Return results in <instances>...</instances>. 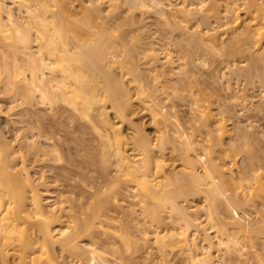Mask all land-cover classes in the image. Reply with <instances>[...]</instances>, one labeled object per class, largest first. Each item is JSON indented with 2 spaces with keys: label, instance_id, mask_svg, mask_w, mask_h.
<instances>
[{
  "label": "bare ground",
  "instance_id": "obj_1",
  "mask_svg": "<svg viewBox=\"0 0 264 264\" xmlns=\"http://www.w3.org/2000/svg\"><path fill=\"white\" fill-rule=\"evenodd\" d=\"M187 1L181 0L172 18V27L183 31L184 39L177 37L186 39V44L177 47L182 62L175 70L171 58H165L149 79L135 68L138 55L133 46L139 33L129 36L133 30L124 27L138 22L136 9L150 7L163 17L161 0H32V5L22 9L14 7L16 0H0V41H4L0 44V70L5 73L0 75V84L8 89L7 95L22 100L21 119L16 123H25L11 125L12 132L22 134L21 143L0 132V264H135L129 256H136L150 241L147 229L142 233L146 236L141 238L143 244L137 241L117 251L108 249L112 259L94 242V235L102 233L110 234L114 243L120 226L110 208H122L124 197L142 208L150 228L155 229L153 239L159 249L179 246L190 264H219L213 249L236 243L237 238L228 233L227 224L217 214L216 200L228 209L254 206L251 195L264 190V176L249 148L252 134L241 131L236 123L233 132L225 125L230 111L224 108L226 97L218 86V65L214 63L236 78L254 72L264 82V2L242 0L239 7L233 0H224V4L201 0L200 6L190 7ZM154 52L151 48L144 55L146 65L159 61ZM168 65L175 78L162 81V93L170 89L168 95L181 97L190 115L193 133L184 146L174 137L182 138L178 128L172 132L166 125L159 127L168 121V114L156 95L157 81L170 75L164 72ZM139 116H148L156 128L155 139L144 132V118L137 123ZM74 139H81L84 149L74 150L69 145ZM191 149L204 156L202 174L194 164L199 156L191 157ZM241 152L245 153L236 160ZM72 155L86 160L80 159L78 164ZM167 156L183 161L181 170L168 169ZM26 161L32 163L31 168L39 161L51 166L48 171L64 181L77 179L74 185H66L74 196L55 200L47 208ZM53 163L63 164L55 167ZM232 167H237L236 176ZM46 171L40 172L41 184ZM242 185L251 191L248 200L245 193L236 192ZM227 189L244 200L233 198ZM200 193L207 202L209 232L197 217L198 207L179 204L183 196ZM164 208L180 231L173 226L162 230L163 234L156 231L168 219L162 217ZM259 209L264 213V203ZM233 217V224L246 237L264 234V221L252 229L251 220L237 214ZM199 231L205 233L197 242ZM84 237L90 238V247L81 244ZM199 243L203 252L190 254Z\"/></svg>",
  "mask_w": 264,
  "mask_h": 264
},
{
  "label": "rangeland",
  "instance_id": "obj_2",
  "mask_svg": "<svg viewBox=\"0 0 264 264\" xmlns=\"http://www.w3.org/2000/svg\"><path fill=\"white\" fill-rule=\"evenodd\" d=\"M162 4H163V12H164V16L162 17L155 9L147 7V8H143V9H136L135 13L138 14L137 16V20L138 22L133 25V26H125L124 29L125 30H129L132 29L133 32L132 33H128V35H132V34H136L139 37V41L137 44L135 41V45L133 46L136 54L138 55L136 60H135V68L138 70L139 73H141L142 75L148 77L149 79L154 78L156 72H153V69L155 67H159V63L164 61L165 58L170 57L172 63V66H174L175 70L177 69V65H179L182 61L179 60V54H177L178 52V48L179 45L182 46V44H186V39H184V36L180 35L181 32L183 33L182 29L179 30L178 27H172L173 24V20H174V15H176V11L179 8V4L181 2V0H161ZM231 1V0H229ZM201 0H188L186 2V4H190V7H198L200 6ZM236 6L241 5L242 0H233L232 1ZM264 2V0H263ZM218 4H224V0H218L217 1ZM19 6L21 9L24 8V6H28V5H32V0H16V4L15 6ZM220 9H223L222 6L220 7ZM128 13V12H127ZM129 14V13H128ZM164 18H166L168 24L165 22ZM173 18V20H172ZM171 20V21H170ZM193 20V18L191 19V21ZM210 25L214 28H216L217 24L212 22V19ZM173 21V22H172ZM175 23V22H174ZM171 24V25H170ZM215 24V26H213ZM174 25V24H173ZM184 26V23L180 24ZM210 26V27H211ZM178 30H176V29ZM173 31H172V30ZM195 29V27L193 28ZM175 30V31H174ZM192 29H190L189 31L191 32ZM172 31V32H170ZM173 33V34H172ZM171 34V35H170ZM178 34L180 35V37L182 36V38H178ZM178 36V37H177ZM182 39V41L180 40ZM172 40V41H171ZM184 41V42H183ZM4 41H0V44L3 43ZM175 42H178V44H176ZM180 43V44H179ZM153 49L155 52L154 54L157 55L158 57V62H155L154 64H152L151 66L146 65V61L144 60V55L150 54L149 50ZM215 65V69L218 71H214L217 75V77L219 78V83L218 86L222 89L221 94H223L224 97H226L225 103H227V107L224 106V108H227L230 112L228 115L229 116V120H225V125L227 127V129H231L230 131L233 132L234 130L232 129L233 124L236 123V126L240 125L239 127H241V131H246L248 133H251L253 137L250 136V151L252 154H254L256 156V161H255V166L260 168V166L262 167L260 170V172H262V175L264 176V82L262 80H258V75L255 76L254 72L253 74H246L244 73L239 74V77L236 78L235 75H231L228 72V69L224 66H220V64H218L217 62L214 63ZM213 64V66H214ZM238 66H242L243 64H237ZM168 65L166 66V68L164 69V72L169 73L170 75H165L163 78H160V80L157 81V89H156V95L158 96V98L161 101V107L167 112L168 115H166V120H170L168 121H162V124L159 125L160 128H163L165 125L167 127V129H169L170 131H175L177 128L178 130H180L181 134H182V138L174 135V137L176 138V140L178 141V143H180L182 146L185 145V141H187V137L193 133L192 129H191V125L189 122V111H188V107L186 106V102L181 98V97H173L170 94L168 95V93L170 92V89L166 91V93H162V85L163 82L162 81H166L169 78H175V74H172V71H170V68ZM177 66V67H176ZM217 67V68H216ZM219 67V68H218ZM214 69V70H215ZM252 73V71H251ZM1 74H5L4 71L3 73L0 70V75ZM249 77L246 78L245 77ZM253 75V77H251ZM243 76V77H241ZM257 77V79L255 77ZM246 79H245V78ZM260 78V76H259ZM254 79V80H253ZM261 79V78H260ZM246 80H248L246 82ZM258 80V81H257ZM253 81V82H252ZM263 83H262V82ZM244 82V83H243ZM260 82V83H259ZM153 82H151L152 84ZM249 83V84H248ZM252 83V84H251ZM168 84V82H167ZM262 84V85H261ZM168 86V85H167ZM227 89V90H225ZM7 88H5L4 84H0V91L3 93L0 95V132H2V134L4 136L7 137L8 140H14L15 143H21V137L22 134L17 135V133L12 132L11 131V125H14L15 127H21L23 125H25V123H16V121L21 119V115L19 114L21 112V103L22 100H15V98L10 97V95H7ZM228 92V93H227ZM6 94V95H5ZM232 96H234L235 98H233ZM232 97V98H231ZM231 98V100H230ZM230 101V102H229ZM230 103V104H229ZM172 106H174V109L172 108ZM214 106H216L214 104ZM232 106V107H231ZM217 108V106H216ZM232 108V109H230ZM232 113V114H230ZM233 113H236L235 115ZM141 119V122L139 121L138 117H137V123H142V118H144L143 123L144 124L143 128H144V132L147 133L149 135L150 138L155 139V135L156 132L154 129H156L152 124L149 123L147 117H143V116H139ZM142 117V118H141ZM235 118V119H234ZM10 119L13 120V123H10ZM147 119V120H146ZM235 120V121H234ZM238 120V121H237ZM233 122V123H232ZM239 124H238V123ZM231 127V128H230ZM239 131V129H238ZM250 131V132H249ZM240 132V131H239ZM254 132V133H252ZM196 136H198L199 132L195 133ZM233 134V133H231ZM255 137V138H254ZM78 139V138H77ZM75 140V141H74ZM72 143H70L69 141V145L72 147L76 145H78L76 148L74 147V150H76L78 148V151L84 147L82 146V144L85 146L84 143L79 142L81 139H79V141H77L76 139H74ZM253 140V141H252ZM255 142V143H253ZM79 143H81V145H79ZM197 146V145H196ZM170 147V146H168ZM199 146H197L196 148L199 150L198 148ZM195 149L194 151L188 150V153L190 154L191 157H194L195 154L198 157V159L195 160V168L196 170L202 174L203 171V161L202 158L204 157L203 155H201L200 152H198V150ZM246 152V151H245ZM245 152H241L236 156V160H239L240 157L245 153ZM81 153V152H80ZM80 153H78L77 155H80ZM200 153V154H199ZM248 153V152H247ZM73 156V157H77L75 160L78 164L80 163V159H85L86 158H82L80 156ZM169 156V154H167ZM174 154V158L176 157ZM167 156V158H168ZM80 157V158H79ZM172 156L170 158H168V160L166 161L167 164V168L171 169L172 167L175 168V170H181V167H183V161H178L173 158ZM178 157V156H177ZM258 157V160H257ZM172 158L174 159V161L172 160ZM177 159V158H176ZM258 161V162H257ZM41 161L38 162V165L35 166L34 168H31L32 163H30L29 161H26V169L27 171L30 173L31 179L34 180L36 183H38L39 188H41L42 191V198H43V202L44 205L47 206V208H49L48 206H51L55 200L58 199H64L65 197H73L74 195H71L67 189L68 184H72L74 185L75 182H77L78 180L73 178V180L71 179L70 181H64L61 177L56 178L55 175L53 174V171H48V167L51 166H43L42 164H40ZM75 162V163H76ZM183 163V164H182ZM51 164V163H50ZM63 163H53L52 165H54L55 167L57 166H61ZM229 167V166H228ZM235 168L237 167H232V174L234 176H236L235 174ZM78 168H76L77 170ZM183 169V168H182ZM46 171L45 175V183L41 184V180L38 178L40 177V172L42 171ZM203 178L209 182L210 179L209 178H205V176H203ZM75 179V180H74ZM229 180V179H228ZM203 183V182H202ZM244 184V182H243ZM243 188L245 185H242ZM239 188L236 190V192L241 196L242 193H245V197L246 200H248L247 198H249L250 196V192L248 191L246 188ZM233 189V188H232ZM242 189V190H241ZM68 190V191H67ZM229 190V189H227ZM240 190V191H239ZM67 191V192H64ZM243 191V192H241ZM230 194L233 198H236L235 195V191H230ZM243 195V194H242ZM123 198V197H122ZM182 198V197H181ZM184 198V196H183ZM182 198V199H183ZM127 197H124V203L121 204L122 208L119 209H115V208H110V213L111 215L113 214L114 217H116V221H117V225L120 226V231L115 233V237L113 238L114 243H111V235L109 234H102V233H96L98 234V236L94 235V242L95 245L99 248L100 252H104L110 259L111 255H109L108 253V249H113L115 251L119 250L120 248H122V246H127L132 244V242H141V244H143L141 241V238L146 237L145 235H142V233L144 232L145 229H147V232L149 234H147V236H149L150 241L147 243V245L145 246V248H142V251L140 250V252H136V256L132 255L129 256L130 259H132L133 262L135 264H190V260H187L189 257L187 255V253L181 251V249L179 248V246H174V247H166L165 249L161 250L158 247V244H156L154 242V230L152 227L150 228L149 226V222L148 220L145 218L142 208L140 206H133V201L130 198H128L129 202H126ZM180 199V198H179ZM179 200V204L182 205L184 204V207L186 208H191L192 207H198L199 210L196 213L197 217H199V219L201 220L202 223H204V227L205 228H209V224L207 222L206 219V209H207V202L204 199V195L203 194H198V195H194L192 197V195H188L185 196L184 199H186V203L185 201ZM238 201H243L244 199H242L241 197L236 198ZM251 199L253 201H255V205L253 206L252 204L248 207V206H244L243 208L239 207H232L231 209L226 208V206L224 205L223 201H220V199L216 200L218 202V207H216V209L218 210V216L224 220V222L227 224V228L229 230V234H232V236L234 235V238H237L236 243H232L230 245H227V247L225 248H220V250L217 249H213L214 252H216L215 254H217L218 257H216L217 261L219 264H264V234L262 233H256L253 234V236H250V238L246 237V235H244V233H240L236 226L233 224L234 223V215L237 214V216H242L241 218H244L246 220H251L250 223L251 225H253L251 228L254 229L253 227H258L261 226V224H263L264 221V213L260 211L259 207L262 203H264V190L259 191L258 193H254L253 195H251ZM220 201V202H219ZM131 202V203H130ZM184 202V203H183ZM216 203V202H215ZM130 204V205H128ZM166 208H164L161 212L162 217L163 218H168V216L170 215V211ZM257 211V212H256ZM87 217L90 215L91 210H88L85 212ZM167 216V217H166ZM89 218V217H88ZM172 220V219H171ZM214 221V220H213ZM149 223V224H148ZM64 225V224H63ZM258 225V226H257ZM171 226L174 227L175 230L180 231L181 228L179 226L178 223H175L174 225H172L170 219H164V222H162V224L159 226L158 230L161 232V234L164 233V231L166 230V228H170ZM97 227V226H96ZM204 228V229H205ZM113 230V229H112ZM124 230V231H123ZM164 230V231H162ZM206 230V229H205ZM204 231V230H202ZM202 231H199L197 233H199L200 235H198L197 238V242L200 239L201 233ZM211 231V229H208V232ZM116 232V231H115ZM125 232V234H124ZM205 233V232H203ZM202 233V234H203ZM255 233V232H254ZM192 234L191 237H195L194 232L190 233ZM251 234V235H252ZM106 235V236H105ZM214 234H211V236H213ZM102 240H100L101 238ZM103 236V237H102ZM100 238V239H99ZM109 238V239H108ZM89 237H84V239L82 238L80 240L81 244H88L89 243ZM112 244V245H111ZM89 246V244H88ZM90 247V246H89ZM263 248V249H262ZM107 251V252H105ZM203 252V249L201 248V243H199V246H197V248H193L192 253L190 254H200ZM126 256V254L124 255ZM191 256V255H189ZM113 257V256H112ZM128 257V254H127ZM126 259V257H125ZM144 261V262H143ZM190 263H189V262ZM127 262V261H126ZM130 262V260H129ZM127 262V263H129ZM68 264V262H67ZM132 264V263H131Z\"/></svg>",
  "mask_w": 264,
  "mask_h": 264
}]
</instances>
